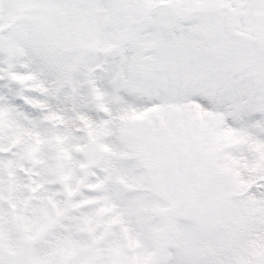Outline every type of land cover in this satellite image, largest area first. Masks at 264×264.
Instances as JSON below:
<instances>
[{
    "label": "snow or ice",
    "instance_id": "6c2138e0",
    "mask_svg": "<svg viewBox=\"0 0 264 264\" xmlns=\"http://www.w3.org/2000/svg\"><path fill=\"white\" fill-rule=\"evenodd\" d=\"M0 264H264V0H0Z\"/></svg>",
    "mask_w": 264,
    "mask_h": 264
}]
</instances>
